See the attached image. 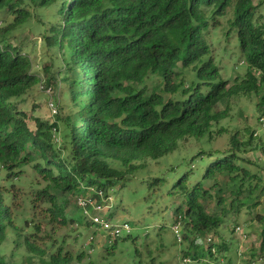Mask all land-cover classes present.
<instances>
[{"label":"trees","instance_id":"1","mask_svg":"<svg viewBox=\"0 0 264 264\" xmlns=\"http://www.w3.org/2000/svg\"><path fill=\"white\" fill-rule=\"evenodd\" d=\"M57 2L58 19L44 40L55 50L58 65L51 60L38 70L13 39L32 17L31 7L39 3L50 9ZM263 10L264 0H0V14L11 17L9 22L3 17L5 25L0 27V249L13 233L15 247L27 250L28 261L38 257L40 264L82 262L92 242L89 250L73 253L66 236L52 237V233L56 226L73 221L89 230L87 237L101 227L86 216H67L61 196L93 194L109 203L150 160L158 161L191 139L213 142L216 135L227 132L220 125L229 114V108L220 109L224 99L230 103L240 94H256L262 120ZM224 24L225 38L237 40L239 59L247 69L233 85L224 78L209 37L212 29ZM189 72L193 77L187 76ZM38 84L45 92L51 90L50 99L58 108L52 114L55 120L22 107L24 96ZM58 90L67 101L62 106ZM64 109L67 114L61 117ZM238 131L231 134L229 149L201 147L182 171L171 165L173 177L147 180L150 198L169 194L179 201L172 212V231L180 226L181 241L174 233L176 241L186 244L180 251L184 264H202L206 252L211 259L205 264H215L218 257L231 261V244L217 242L212 234L222 237V226L238 239L237 255L240 248L247 255L243 235L236 229L243 212L245 221L263 226L248 262L264 258V213L256 210L258 200L250 204L245 196L257 191L264 195V178L257 171L263 167L245 156L259 149L264 153V141L254 137L255 129H245L248 137L243 140ZM205 156L211 160L201 174L195 161ZM222 176L235 185L230 189L233 198L220 193ZM39 179L43 187L35 183ZM213 198L221 205L217 213L206 209L205 201ZM122 205L115 207L111 201L110 222ZM29 223L32 230L26 232ZM44 224L52 227L41 235ZM116 228L106 230L116 234L107 235L112 244H107L105 256L114 255L121 239ZM159 229L161 235L165 223ZM47 237L49 245L40 241ZM201 237H206L208 247ZM138 255L148 256L147 264H156L157 256L150 249ZM0 264L9 261L1 258ZM89 264H94L92 259Z\"/></svg>","mask_w":264,"mask_h":264},{"label":"rangeland","instance_id":"2","mask_svg":"<svg viewBox=\"0 0 264 264\" xmlns=\"http://www.w3.org/2000/svg\"><path fill=\"white\" fill-rule=\"evenodd\" d=\"M59 6L60 3L57 2L51 6L50 9H45L44 7H40L39 3H36L34 7H31L33 12L32 17L28 22H26L24 26H21L18 29L13 39L15 44L23 46L24 49L30 54L32 60L35 63V68L38 70L46 63L51 62V60L54 61L56 67L58 65V61L55 60V50L53 48H49L46 45L44 34L51 27V23L58 19L56 16V10L59 8ZM5 16L7 22L11 21L10 16L1 13L0 27L5 25V22L1 20ZM223 22H226V19H224ZM224 26L225 24L219 28L212 29L209 37L215 49L217 60L222 67L221 72L224 78L231 85H233L237 83L238 80H241L239 77H242L246 73L247 69L243 60L239 59V53L236 47L238 46V42L236 43L237 40L232 37L230 41H227L224 33L226 30ZM187 76L193 77V74L189 72ZM57 95L60 98V106L66 104L64 102L67 101H65L64 97L60 95L59 90L57 91ZM50 97L53 96L48 92L43 91V89H41L40 85L38 84L33 88V90L29 92V94L24 96L25 103L22 104V107L28 111L32 110V112L38 117L55 120L56 116H52L51 110L48 106ZM257 101L258 98L256 94H252L251 96L240 94L233 97L230 103L228 102V99L222 100L220 109L225 110L229 108V114L227 118L220 122V125L227 128V132L220 134L219 136L216 135L213 142L210 143L209 141H206L204 144H202L195 139L181 142L179 150L161 157L158 161L150 160L147 162V166L137 169L132 174L134 177L128 181V185L125 186L123 190L114 194L112 200L109 202L111 205L112 201V204L115 205V207L118 204H123L118 216L112 218L111 223L115 226H118L123 224V222L128 219L131 226L130 231H127L121 226L119 233L121 239H119L117 248L114 250V255L105 256V254L109 255L107 246L112 244V240L108 239L107 235L110 233L112 236H115V232H103V230L100 228L96 234H91V236L87 237L89 230L82 227L78 221L70 222L64 226H56V230L52 233V237L53 235L56 237H61L63 235L66 236L68 242L71 241L68 245V249L73 253L80 251L81 249L85 250L86 247L89 250V244L91 242L93 244L88 253L89 256L91 255V258H88L87 255V257L82 262L75 260L71 264H89L90 259H92L94 264H147L150 258L145 256L143 259H141L138 254H146L149 249L153 251L155 256H157L155 260L156 264H159L161 261L166 262V264H184L185 261L181 257L182 254H180V251L186 246V244H180L178 241H176L175 233L172 231V212L176 203L179 201L169 194L163 198H156L155 195H153V197L151 196L150 198V190L148 188L147 180L153 176L161 175L173 177L175 170L171 169V165H178L176 168L177 171H182L186 168V163H188L190 155L198 152L201 147L208 150H219L221 152L229 149L230 136L237 129L239 130L238 132L240 133V138L242 140L248 137L245 129L250 128L251 131L255 129L257 134L254 137H262L263 142L264 127L262 126L261 119H259L260 112L258 111ZM34 104L35 107L33 106ZM60 114L61 117L66 116L67 110L64 109V111ZM74 118H76V116H74ZM215 129L217 130L218 126H216ZM245 156H248L250 159H255L256 162L264 168V153L260 149L255 152L246 153ZM210 160L211 158L205 156L204 158H199L195 161V165L200 168L201 174L204 171V167L209 163ZM263 168L257 170L258 174L262 178H264ZM36 182H40L39 184L41 187L44 186V181L42 179H39V181L35 180V183ZM27 186L28 185H25V190H27ZM221 186L222 190L220 193L225 195V197L233 198V196H231L230 189L235 187V185L228 177H221ZM78 196L79 195L68 193L61 196L59 201L65 202L67 204V216L70 218L81 217L83 219L85 216L83 213L84 210L78 204ZM245 196L249 197L248 202L250 204L258 200L260 205H258L256 210L264 213L263 194L257 191L253 194L248 193ZM205 205L207 211L210 213H217L221 210V205L217 203L216 198L206 200ZM124 209L127 212H125ZM110 210L111 209H107L106 211L107 217H109ZM89 211L91 214H93V209H90ZM87 219H90V217L86 216V220ZM245 220L246 214L243 212L240 216V221H242L240 222V226H242V228H244V230L250 235L246 242H242V245L245 244L246 248L248 247V250L247 255L244 256L245 260H241V262L243 264H264V258H258L256 260L254 259L255 261L252 263L248 262L249 257L253 251H255V249H253V246L256 245V242L254 243V239L258 238L257 236L261 232L263 226L259 222ZM163 223H165V231H163L160 235L159 227ZM31 226L32 225L30 223L28 226H26V232H30L32 230ZM51 227L52 225L48 226L47 224H44L41 235H46L47 232L51 230ZM95 227L96 225L93 224L91 229H95ZM222 231L224 232L222 237L217 236L215 233L212 234L216 236L215 238L217 242L225 240L231 244V249L228 252V255L232 257V260L229 261L227 258L218 257L214 260V263L236 264L239 260L237 255L239 241L236 236L231 238L234 233H231L229 228H224L222 226ZM78 232H80V234ZM91 233L93 232L91 231ZM85 237L87 238L85 239ZM125 237L126 239H124ZM201 238L202 244L208 247V245L205 244L206 237ZM40 241L47 242L48 245L50 244L49 237L46 239H40ZM84 241L86 242L85 247H81V244L84 243ZM13 248L17 247H15L14 235L13 233H10L7 241L1 246L0 259L4 258L5 260H8L9 264H40L38 257L31 259V261L27 260L28 253L23 246L17 248L15 254L13 253ZM162 249H164V251ZM137 250H139V252H137ZM210 259L209 253L206 252V255L201 260V263H210ZM193 262L194 261L186 263L193 264Z\"/></svg>","mask_w":264,"mask_h":264},{"label":"built area","instance_id":"3","mask_svg":"<svg viewBox=\"0 0 264 264\" xmlns=\"http://www.w3.org/2000/svg\"><path fill=\"white\" fill-rule=\"evenodd\" d=\"M41 88H44V86L41 85ZM46 92L51 93V90L46 89ZM48 106H49V109L51 110L52 114H57L58 108H57L53 98H51L48 101ZM261 123H262V126L264 127V118H262ZM77 200H78V204L84 210V212H83L84 215L87 217H90V220L94 221V223H96L97 226L101 227L102 230L106 231V230L111 229L114 226L108 220V217L106 215L107 209H110V206H111L108 202L98 201V199L95 198L93 196V194H88V195H84V196L79 195ZM90 209H93V214L90 213V211H89ZM121 226L123 228H125L127 231H130V229H131L130 224L126 222V223H123L121 225H118L116 228V232H120ZM173 229L177 235L178 240L181 241L182 237H181V232H180V226L175 225L173 227ZM236 229H237V231H239V233H241L243 235V241L244 242L247 241L248 235L245 232V230L241 226H238ZM209 240L211 241V239H209ZM238 256H239V258H243L245 256V254L243 253V250L241 248L238 251ZM236 264H243V263L239 259Z\"/></svg>","mask_w":264,"mask_h":264},{"label":"clouds","instance_id":"4","mask_svg":"<svg viewBox=\"0 0 264 264\" xmlns=\"http://www.w3.org/2000/svg\"><path fill=\"white\" fill-rule=\"evenodd\" d=\"M242 227V226H241ZM244 229V228H243ZM248 239H249V237H248Z\"/></svg>","mask_w":264,"mask_h":264}]
</instances>
